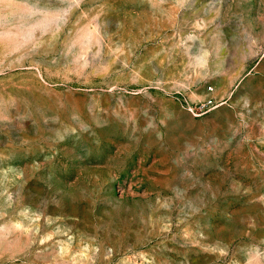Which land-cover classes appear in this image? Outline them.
Listing matches in <instances>:
<instances>
[{
  "label": "rangeland",
  "instance_id": "rangeland-1",
  "mask_svg": "<svg viewBox=\"0 0 264 264\" xmlns=\"http://www.w3.org/2000/svg\"><path fill=\"white\" fill-rule=\"evenodd\" d=\"M0 264H264V0H0Z\"/></svg>",
  "mask_w": 264,
  "mask_h": 264
}]
</instances>
